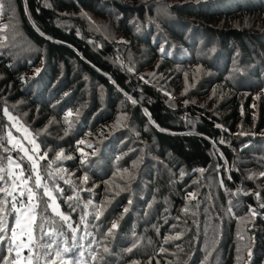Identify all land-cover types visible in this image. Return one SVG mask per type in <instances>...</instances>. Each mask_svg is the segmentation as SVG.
Wrapping results in <instances>:
<instances>
[{
    "label": "trees",
    "instance_id": "16d2710c",
    "mask_svg": "<svg viewBox=\"0 0 264 264\" xmlns=\"http://www.w3.org/2000/svg\"><path fill=\"white\" fill-rule=\"evenodd\" d=\"M5 109L84 237L63 264H264V0H0V189L18 161L45 202L35 247L41 226L71 246Z\"/></svg>",
    "mask_w": 264,
    "mask_h": 264
},
{
    "label": "snow or ice",
    "instance_id": "6c2138e0",
    "mask_svg": "<svg viewBox=\"0 0 264 264\" xmlns=\"http://www.w3.org/2000/svg\"><path fill=\"white\" fill-rule=\"evenodd\" d=\"M133 103H135V101H133ZM5 114H7V109H5ZM68 116H71L72 113L69 112L67 114ZM11 118V117H10ZM67 122V121H66ZM69 123V129L71 128V123ZM67 135V131L65 133ZM9 142L15 144L14 138H12L11 134L9 133ZM31 143H33L34 147L32 149L33 152H36L39 150L38 145H35L34 141H31ZM84 141H79L78 144H83ZM88 147H91V145H88ZM21 151H24L25 154L27 155V149H24L23 147H21ZM82 151V150H80ZM83 158L81 160V163H86L87 162V154H83ZM72 157H65L63 152L61 151L60 153H57L56 159L57 160H61V159H71ZM23 159V157H22ZM28 159L30 161H32V172L35 174V188L36 189H40L43 188V195L48 197V200L50 201L47 204V208L51 209L53 213H55L56 215L60 216L61 219L63 220L64 224L67 225V228L72 232V245L68 246L67 245V241H65V247H63L62 249L59 247V242L55 239H52V237L56 234L54 231L49 230L48 232H44L43 231V226H41V239H40V248H36L35 244L36 241L34 239L33 233L30 232L28 234V239L27 241L25 240H21V242L19 244H15L13 245V247H10L9 251L11 252L13 250V248L16 249V258L17 259H13L10 264H20L18 258L21 257L22 255V251L25 247H27L28 249V255L26 257H24V261H26V264H41V262H43V264H56V261L58 260L60 262V264H63L66 255L69 252H72L73 249H78V248H82V245H79L77 243V240H83L84 237L77 236V233L79 231L78 228H74L73 225L71 223H69L70 221V217L64 215L62 212H60L59 210V205L57 203V198L55 195H53V192H62V189H59L58 187L55 189H52L49 187V185L47 183H42V177L40 175V166L38 164V162L36 160H34L31 156H28ZM40 159H46V156L44 157H40ZM9 163L12 164L11 159H9ZM16 168H19V174H15L12 172H9V178H12L13 176L15 177V179L13 180V184L15 185L16 181H21L22 182V186L20 187V196L23 197L25 195H27L28 198V215L31 216V219L33 220V224L35 225V216L31 215V210L38 207L40 204H44V200L41 199L38 203L36 202V193L34 192L33 188L29 186V180L32 179L31 175H29L27 178H25L24 175V169L21 168L19 163L15 164ZM3 169H0V172H2ZM264 175V174H262ZM0 181H5L4 176L0 175ZM84 181H87V176L84 177ZM15 190V189H13ZM0 191L5 192L6 196L5 199L0 202V213L5 211V207L8 204L7 201V196L11 195V191H9L7 188L4 189H0ZM78 198V197H76ZM69 200L73 199V197H69ZM13 200H16V197H13ZM21 204L24 203L23 200L19 201ZM89 203H91V201H89ZM12 210H14L17 213V219H16V226H19L21 221H20V215L22 214L20 212V209H18L16 207V204L13 203L12 204V208L11 210H9L7 212V215H11L12 214ZM127 211V209H125V212ZM101 213H98L96 216V219H99ZM82 222H86L83 218H82ZM117 228V224L113 223L112 225V229ZM8 229V224L7 221L5 219L4 216H0V233H4L6 232ZM23 231V229H22ZM109 234H111V230H109ZM12 235L13 237L16 236V231H15V227L12 228ZM60 235H63V232L60 233ZM44 237H48L47 240L44 239ZM4 240V236L0 235V242H3ZM40 249H43V251H41ZM105 251H107V248L104 249ZM128 251H132L131 248L128 249ZM53 253H55V260L53 259ZM84 257V252L80 251L79 256H76L74 259L71 260V264H79V262L81 261V259ZM91 260L95 261L97 260L96 256H90L89 257ZM5 264H9V261L7 259H5ZM84 264H87V261H84Z\"/></svg>",
    "mask_w": 264,
    "mask_h": 264
},
{
    "label": "rangeland",
    "instance_id": "374dc122",
    "mask_svg": "<svg viewBox=\"0 0 264 264\" xmlns=\"http://www.w3.org/2000/svg\"><path fill=\"white\" fill-rule=\"evenodd\" d=\"M4 114H5V110H4ZM5 116H6L8 122L10 124V129L7 132L8 141H9V133L11 134L12 138H14V141H15V144L10 143V142H9V144L12 145L14 148L18 149V151H20V153L27 159V161L30 163L31 171H32V161H30L28 159V156H31L34 160L39 162V159L42 155L41 151H40V146H39L38 142L36 141L35 137L30 132V130L22 122H20L17 117H15L9 111H7V114H5ZM31 141H34L35 145H38V148H39L38 151H36V152L32 151L34 145H33V143H31ZM21 147H23L24 149H27V155L25 154L24 151H21ZM11 161H12V164L9 163V172H12V173H15L18 175L20 169L16 168L15 164L19 163V162L16 160H13V159ZM20 166H21V168H23L22 164H20ZM32 174H33V179H34V183H35V174L33 172H32ZM25 178H27V177L25 176ZM14 179H15V177L13 176L11 178L12 184H11V188H10V191H11L10 197H11L13 203L16 204V207L18 209H20V212L22 214L19 217L21 223L19 226H16L17 213L15 212L16 216H15L13 227H15L16 236L13 237L12 231H11L12 247L15 244H19L21 242V240L27 241L28 234L30 232H32V227H33V220L31 219V216H29L27 214L29 211V209L27 207L28 201L25 202V198L28 199L27 195H25L23 197L20 196V187L22 186V182L16 181V183L14 185L13 184ZM41 182L44 183L43 179ZM13 189H15V190H13ZM53 195H54V193H53ZM13 197H16L15 201L13 200ZM20 200H23L24 203L21 204L19 202ZM31 215L34 216V209L31 210ZM22 229H23V231H22ZM13 252L15 255L14 259H17L15 248H13ZM27 255H28V249H27V247H25L22 251L21 257L18 258L20 264H26V261H24V257H26Z\"/></svg>",
    "mask_w": 264,
    "mask_h": 264
}]
</instances>
